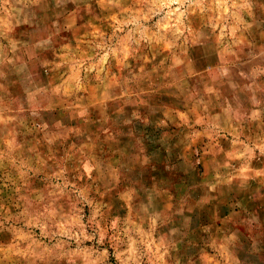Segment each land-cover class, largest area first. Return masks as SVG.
Here are the masks:
<instances>
[{
	"label": "rangeland",
	"instance_id": "obj_1",
	"mask_svg": "<svg viewBox=\"0 0 264 264\" xmlns=\"http://www.w3.org/2000/svg\"><path fill=\"white\" fill-rule=\"evenodd\" d=\"M0 264H264V0H0Z\"/></svg>",
	"mask_w": 264,
	"mask_h": 264
}]
</instances>
